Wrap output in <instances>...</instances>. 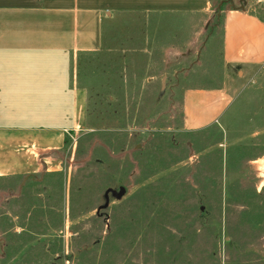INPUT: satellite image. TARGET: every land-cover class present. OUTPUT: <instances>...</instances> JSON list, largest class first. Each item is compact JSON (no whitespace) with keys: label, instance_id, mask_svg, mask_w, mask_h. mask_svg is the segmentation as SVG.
<instances>
[{"label":"rangeland","instance_id":"rangeland-1","mask_svg":"<svg viewBox=\"0 0 264 264\" xmlns=\"http://www.w3.org/2000/svg\"><path fill=\"white\" fill-rule=\"evenodd\" d=\"M209 2L201 14L112 11L100 48L64 59L70 104L82 114L69 121L81 127L62 131L49 153L60 170L0 178V264H264V66L242 76L221 54L224 12L244 8L264 21V4ZM208 89L229 92L227 113L185 130V92ZM87 133L90 148L85 139L77 147ZM95 144L113 172H129L109 176L96 196L76 195L71 219L70 182ZM139 161L155 166L149 181L139 182Z\"/></svg>","mask_w":264,"mask_h":264},{"label":"crops","instance_id":"crops-1","mask_svg":"<svg viewBox=\"0 0 264 264\" xmlns=\"http://www.w3.org/2000/svg\"><path fill=\"white\" fill-rule=\"evenodd\" d=\"M210 6L209 0H0V177L60 170V161L49 153L62 147V131L81 127L69 119L82 116L75 101L70 104L64 59L100 48L108 14H201ZM221 54L230 71L255 73L264 66V21L245 9L226 10ZM230 105L231 95L224 90L186 91L184 129L197 131L220 122Z\"/></svg>","mask_w":264,"mask_h":264},{"label":"trees","instance_id":"trees-1","mask_svg":"<svg viewBox=\"0 0 264 264\" xmlns=\"http://www.w3.org/2000/svg\"><path fill=\"white\" fill-rule=\"evenodd\" d=\"M118 128H121L120 126H118ZM72 133V131H71ZM68 137L65 136L64 139V147L66 146V142H67ZM86 141L87 145H89V148L91 146V144L93 143V139H94V135L92 134H83V136H79L78 140H77V147L80 148V145L82 144V140ZM102 142L103 145L107 146L108 148H110V150H112V147L110 146L111 143L109 141H106L104 139L100 140ZM88 152L84 155L85 158L87 157ZM81 158V157H80ZM116 162H121V161H116ZM115 162L112 161V159L109 157L108 152L106 151V148L103 146L101 147L98 144H95L94 147L91 150V156H90V160L88 162H86L84 164V167L82 169L77 170L74 174V176H72L71 179V191H72V196H71V204L69 207V215L71 217V219L77 217V213L75 214L74 210L76 207V195H80V193H83L86 189L90 188V193L92 196H96L95 193H102L104 192L106 189H108L110 187V180L113 178L111 177V179L109 180V176H114V175H122L125 176L127 175L128 171H123L121 173H118L116 170L113 172L114 169H111V165H113ZM129 165V164H128ZM138 170H139V182L142 180H150L155 174L152 173L153 172V168L155 167L154 165L150 164V165H146L145 162H140L138 163ZM125 168H127L128 166L124 165ZM113 172V174H112ZM56 176L61 177L60 173H57ZM142 177V178H141ZM2 178V177H0ZM82 178V181H81ZM61 179V178H59ZM153 183H157L155 181H153L152 183L148 182L147 184H143L140 189L137 190V192L135 193V196H140L141 198L144 197V195L149 192L150 190H152V187L154 186ZM164 185V184H163ZM80 188V189H79ZM163 190H158V194L163 193ZM62 194V188L61 185L59 184V194L58 197H61ZM81 204H83L82 202L79 203L77 205V208L80 207L81 208ZM61 206V202L58 203V206ZM141 209H143L142 205L140 207ZM91 210V209H90ZM88 210V211H90ZM112 236V235H111ZM108 239V236L107 238ZM106 241V240H105ZM105 242H103L104 244ZM100 241L98 243H96L95 245H99ZM77 255H80V253L77 252Z\"/></svg>","mask_w":264,"mask_h":264},{"label":"built area","instance_id":"built-area-1","mask_svg":"<svg viewBox=\"0 0 264 264\" xmlns=\"http://www.w3.org/2000/svg\"><path fill=\"white\" fill-rule=\"evenodd\" d=\"M257 4H264V0H253Z\"/></svg>","mask_w":264,"mask_h":264},{"label":"water","instance_id":"water-1","mask_svg":"<svg viewBox=\"0 0 264 264\" xmlns=\"http://www.w3.org/2000/svg\"><path fill=\"white\" fill-rule=\"evenodd\" d=\"M240 9H244V8H240ZM120 190H122V188H120Z\"/></svg>","mask_w":264,"mask_h":264}]
</instances>
